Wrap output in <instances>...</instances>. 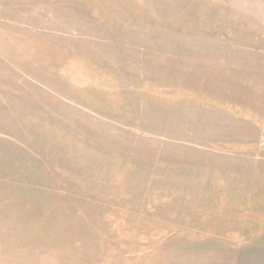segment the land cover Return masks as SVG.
<instances>
[{
	"label": "rangeland",
	"instance_id": "rangeland-1",
	"mask_svg": "<svg viewBox=\"0 0 264 264\" xmlns=\"http://www.w3.org/2000/svg\"><path fill=\"white\" fill-rule=\"evenodd\" d=\"M263 121L264 0H0V264H264Z\"/></svg>",
	"mask_w": 264,
	"mask_h": 264
},
{
	"label": "crops",
	"instance_id": "crops-1",
	"mask_svg": "<svg viewBox=\"0 0 264 264\" xmlns=\"http://www.w3.org/2000/svg\"><path fill=\"white\" fill-rule=\"evenodd\" d=\"M260 145V147L262 148L261 150H264V121L262 123V130L260 133ZM261 158H264V154L261 155Z\"/></svg>",
	"mask_w": 264,
	"mask_h": 264
}]
</instances>
